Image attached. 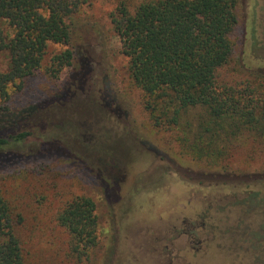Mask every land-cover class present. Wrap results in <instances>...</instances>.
<instances>
[{
	"label": "rangeland",
	"instance_id": "374dc122",
	"mask_svg": "<svg viewBox=\"0 0 264 264\" xmlns=\"http://www.w3.org/2000/svg\"><path fill=\"white\" fill-rule=\"evenodd\" d=\"M115 6V0H94L76 14L71 46L89 55L90 73L82 87L74 88L76 105L41 113L47 121L75 120L80 135H92L96 180L71 162L53 160L44 168L32 165L30 182L19 179V171L7 182V196L26 216L21 233L29 259L33 264H88L70 254L69 234L56 219L67 202L87 195L96 203L99 223L93 264L109 249L110 264H264V0H239L234 55L217 75L219 85L235 96L251 92L255 104L240 105L246 113L253 108L254 120L248 124L230 112L220 120L211 142L228 148L216 169L188 145L179 127L155 126L149 98L132 80L110 21ZM66 47L50 42L41 68L22 89L10 85L3 106L33 105L66 83L78 67L76 60L62 64L57 75L51 70L56 68L52 57ZM7 64L0 51V70ZM199 113L190 110L187 116L193 120ZM40 135L37 131L25 144L6 149L31 152ZM103 184L120 186L118 198L106 193ZM183 219L206 224L197 236L204 237L201 244H188V238L172 230L173 224L181 228ZM167 244L177 252L171 261L163 257L170 250Z\"/></svg>",
	"mask_w": 264,
	"mask_h": 264
},
{
	"label": "trees",
	"instance_id": "16d2710c",
	"mask_svg": "<svg viewBox=\"0 0 264 264\" xmlns=\"http://www.w3.org/2000/svg\"><path fill=\"white\" fill-rule=\"evenodd\" d=\"M93 1L0 0V51L8 59L7 69L0 70V264L34 263L21 233L26 216L7 196V182L17 171L19 179L30 182L35 169L32 165L44 168L50 161L64 160L95 180L99 175L91 161L95 157L92 135H80L75 120L47 121L41 114L45 109L60 110L78 103L74 88L87 81L90 58L75 50L71 42L76 14ZM115 1L110 21L121 39L132 80L149 98L147 109L155 126L179 127L188 145L216 169L228 146L212 143L211 137L218 134L224 114L240 115L245 124L254 120L253 108L248 113L240 109L244 101V108L254 107V95L235 96L217 80L219 70L234 55L232 36L240 23L239 0ZM50 42L67 45L52 57L54 75L62 64L73 60L78 67L66 83L39 102L18 110L3 106L10 97L9 86L22 89L25 80L41 68ZM197 109L207 113L191 120L188 112ZM37 131L41 132L40 143L31 152L6 149L25 144ZM56 132L66 133L65 139L56 137ZM103 188L118 198L120 186L103 184ZM56 219L69 234L70 254L79 262L93 264L99 224L93 198L75 196L59 210ZM112 250L96 264H110Z\"/></svg>",
	"mask_w": 264,
	"mask_h": 264
},
{
	"label": "flooded vegetation",
	"instance_id": "af4514ba",
	"mask_svg": "<svg viewBox=\"0 0 264 264\" xmlns=\"http://www.w3.org/2000/svg\"><path fill=\"white\" fill-rule=\"evenodd\" d=\"M182 223L183 225L181 226V228H177V226L175 224H173L172 226V230H175L176 232H178V236L179 237H183V238H188V244H192L194 242H196L197 244H201L204 240V237H201L200 238H197V236L201 235V231L205 230L206 229V224L204 222L198 224L196 221L194 220H189V219H183L182 220ZM162 239H159L157 240V243L156 245H159L161 243ZM172 243V242H171ZM168 249L170 250H167L166 253L167 255L166 256H163V257H167L169 258L171 261V259H173L175 256V254H177L176 250L172 247H170L169 244L166 245ZM156 248V247H155ZM159 248H157L155 251H159L158 250ZM160 254H163V250L161 249ZM161 256V255H160Z\"/></svg>",
	"mask_w": 264,
	"mask_h": 264
}]
</instances>
